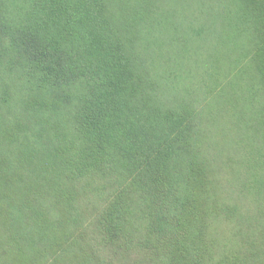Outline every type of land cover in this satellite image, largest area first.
Masks as SVG:
<instances>
[{"label":"trees","instance_id":"16d2710c","mask_svg":"<svg viewBox=\"0 0 264 264\" xmlns=\"http://www.w3.org/2000/svg\"><path fill=\"white\" fill-rule=\"evenodd\" d=\"M212 1L191 91L166 0H0V264H264V0Z\"/></svg>","mask_w":264,"mask_h":264},{"label":"rangeland","instance_id":"374dc122","mask_svg":"<svg viewBox=\"0 0 264 264\" xmlns=\"http://www.w3.org/2000/svg\"><path fill=\"white\" fill-rule=\"evenodd\" d=\"M166 1L168 9H170L169 5L173 6L174 14L171 18V31L166 38L167 47L164 55L168 58L173 55L175 59L171 63L169 62L168 67L164 69L168 75L183 77L181 80L183 90L195 91L210 74L224 75L223 72L240 71L243 68L244 62L239 57V53L245 40L242 39L243 37H232L229 24L226 21L217 24L210 22L209 30L203 37H192V31L196 30L200 23L193 19L192 12L200 6L203 0H192V8L187 5V0ZM177 2L180 6L176 5ZM210 4H213L212 0H210ZM172 38L175 39V42ZM231 60H233V64H231ZM205 89L208 88L205 87ZM216 99L218 102H222L223 106L231 105L227 95ZM209 107L215 106L209 104Z\"/></svg>","mask_w":264,"mask_h":264}]
</instances>
